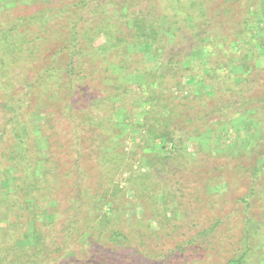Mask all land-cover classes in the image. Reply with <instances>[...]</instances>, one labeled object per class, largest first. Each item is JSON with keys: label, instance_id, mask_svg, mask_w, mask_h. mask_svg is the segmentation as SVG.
<instances>
[{"label": "trees", "instance_id": "1", "mask_svg": "<svg viewBox=\"0 0 264 264\" xmlns=\"http://www.w3.org/2000/svg\"><path fill=\"white\" fill-rule=\"evenodd\" d=\"M58 1L48 0V6L19 16L11 15L12 6L0 1L6 11L0 18V76L8 63L16 71L0 87L5 95L0 102V216L4 219L0 264H251L255 247L264 255L263 244L253 245L250 224L255 209L264 206V145L250 163L230 156L222 164L224 174L210 168L188 172L185 157L173 147L166 159L171 165L176 154L180 176L175 182L162 180L155 164L149 161L145 169L141 156L126 152L120 138L115 139L122 128L113 121L109 87L102 82L114 73L111 64L127 73H147L145 81L119 92L123 110L133 97L149 106L135 149L149 148L150 139L162 140V147L173 145L176 134L190 130L159 121L156 107L160 98L172 101L167 96H172L174 86L185 90V95L180 103L166 106L168 119L186 115L187 120H203L206 125L210 115L226 111L232 101L219 97L209 105L213 111L204 116L187 98L183 79H176L186 74L183 70L174 72L169 62L158 61L151 71L131 69L128 45L148 44L155 53L170 40L165 30L176 24L173 35L184 22L194 41L174 54L189 48L206 57L226 46L223 55L229 51L232 60L237 56L231 50L247 52L246 44L258 28L262 38L253 44L260 64L264 0H65L56 7ZM110 6L112 10L107 9ZM229 23L240 27L241 35L251 31L248 42L237 47L235 39L228 45ZM96 32L102 41L92 45L89 37ZM260 66L259 74L264 72V65ZM157 84L163 90L160 98L154 97ZM258 90L253 101L260 105H252L256 110L264 109V85L259 84ZM48 111L67 122L70 145L58 139L63 126H55L54 131L48 125L52 123ZM38 112L42 119L34 123L30 118ZM254 151L253 144L249 152ZM197 154L201 160L203 156ZM118 172L124 174L121 183ZM232 179L241 183L237 193ZM210 184L223 188L215 201ZM187 190L190 194L185 196L182 191ZM228 202L240 212L233 209L226 214L221 208ZM132 206L140 211L130 212ZM229 214L234 220L228 219ZM183 216L186 223H177ZM10 228L14 235L8 233Z\"/></svg>", "mask_w": 264, "mask_h": 264}, {"label": "rangeland", "instance_id": "2", "mask_svg": "<svg viewBox=\"0 0 264 264\" xmlns=\"http://www.w3.org/2000/svg\"><path fill=\"white\" fill-rule=\"evenodd\" d=\"M0 1L4 2L3 5H7L6 3H8V6H12L11 9L9 8V10H12L11 15L14 14L15 16H19L21 14L26 15L30 12H34L41 8L44 4L48 6V0ZM64 1L65 0H59L56 3V7L60 4V2L63 3ZM141 4H143V2ZM16 5H19V7L13 8ZM162 5L164 6V4ZM138 6H140V4ZM112 8L113 6H110L107 9L112 10ZM2 10V6H0V18L4 17V14L6 15V11ZM229 25L231 26L232 31L227 29L228 35L226 41L228 45L232 43V40L235 39L239 40L236 45L237 47L245 44V42H248L250 33H252L251 31H248V33L244 36L239 34L240 27H237L231 23H229ZM174 26L176 27V24L171 25L168 30H165L166 36H168L167 38L170 39L168 40L167 46L162 47L161 49L159 47L157 49L158 51H155V53H151L148 44L138 43L136 45H128V48L131 51L130 54L127 53L128 60L130 61V68L132 69L136 66L141 67L144 71L147 69L151 71L155 68V65L158 61L160 65H162V63L169 62L172 65V68L174 66V72L183 70L186 74H184L182 77L177 76L176 79H183L186 84L185 89L189 90L187 93V98L191 97L194 100V103L197 104L195 108H200L203 114L205 113L204 116L213 111L212 107L209 105H212L214 102H216L219 97L221 100H225L226 102L231 100L232 105L229 106L224 112L219 113L216 111L213 113V115H210V117L207 118V120L210 121H208L209 123H206V125L203 124V120L193 123L192 121L187 120L186 115H179L178 118L168 119L169 115L167 113L168 109L166 106H169L170 103L172 104V102L180 103L179 98L180 96L185 95V90L179 91L176 89V86H174L172 89V96H167L172 101L168 99L170 101L169 103L164 100L166 102L165 105V102L159 97L160 93L162 95L163 90L158 86V83L157 86L153 88V90L159 92H157L154 97L160 98L159 104L156 107L158 111V113H156V117L159 118V121L170 123V126H172L171 124L187 126L190 132L187 130V132H181L179 135L176 134V140L173 141L174 143L171 146L167 145L166 147H162L160 145L162 140L150 139L149 142L151 146L149 148H145L142 151L139 148L135 149L134 142L137 140L140 125L143 124L145 120H147V108L149 106L148 104H145L141 101H136V98L133 97L132 104H127V107L123 110L119 103V92L123 91L127 86H131V84H134L135 82L145 81V79L148 78V74L139 72H128V74L117 64H111V68L114 70V73L112 74V72H110V78L103 79L102 82L104 85L109 87L108 96L109 99L112 100V104L115 109L113 110L114 112L112 115L113 121L117 127L122 128V131L117 134L115 139L119 140L120 138L121 147L124 148L126 152H130L132 155H134L133 153L135 152V155H139V157L141 156L140 164L142 167L147 169V162L151 161V163L155 164L160 169L157 171L159 178L162 180L166 178L171 182H175L176 178L180 176L177 172L181 170V167L176 164V154L175 157L172 158L173 163L170 162L171 165L167 163L169 161L166 159V154H168L173 147L175 150L178 149L180 151L181 156L185 157L183 162L186 163L188 172H190L189 169L192 168L200 170H206V168H210L212 169L213 173L224 174V172L221 170L223 169L222 164L229 160L230 156H233L239 160L243 158L245 163L252 162L254 157L264 145V109L260 107L256 110L254 107H252L254 104L260 105L259 102L253 100L259 97V84H262V86L264 85V72L262 71L260 74L257 73V71L260 70V65H264V42L260 44V53L262 54V57L260 58V64L258 57H256L255 45L253 44V42H259V38H262V36L259 35L258 28H254V36L252 35V37L249 38L250 43L246 44L247 48H249L248 51L235 53L233 50H231L232 53L237 57L229 60V57H227L230 56L229 51L227 54H225L226 56L223 55V51L226 46L218 49V52L212 54L208 53L206 57H204L202 51H192L189 50V48L180 54H174V52L182 50L185 46L191 44L194 41L192 32L189 31L184 22H181L180 28L179 25L177 29H174V34L172 35ZM184 37L189 39H185ZM89 41L92 45H97L102 41V35L97 32L93 33L90 35ZM125 48L126 47L123 45L122 49L124 51ZM211 49H213V47H211ZM222 59L224 61L220 63ZM204 62L207 63V67H203ZM185 65H188V67L191 69H184L187 67ZM201 67L203 68L199 69ZM219 67L221 69H219ZM2 68H4L5 72L2 71L3 75L0 76V87L8 83V79L5 78H10L12 77V74L14 76L16 73L13 63H8L5 65V67L2 66ZM167 70H169V73L172 72L170 68H167ZM174 80L175 79L172 81ZM3 93L4 91L2 92V89H0V102L2 101ZM222 94L223 98L220 96ZM197 99L199 100V103L197 102ZM1 111L2 110L0 107V117ZM48 112L51 113V115L48 116V119H52V123L49 122L48 125L51 127L53 126L54 131H56L55 126H63L64 129L62 132H60L58 139L63 141L64 145L67 143L70 145L72 143V136L70 127L66 124L67 122H63L61 119H55L58 114L52 113L51 111ZM38 113H35L30 118L34 123H39V121L42 119V113ZM179 121L183 124H180ZM58 128L60 129V127ZM253 144L255 146V151L251 153L249 150ZM198 152L201 154L199 156H203L201 160H199L197 154ZM248 152L249 154H247ZM240 155H245V157ZM129 156H127V158H129ZM139 160L140 159H138V161ZM133 166H135L134 162ZM169 169H173L174 172L167 171ZM123 175L122 172L117 173V179L120 180V183L123 182ZM231 181V186L233 188H238L237 191H235V193H237L242 188L241 183L233 179ZM208 190L215 192V201V199L219 197L217 192H219V190L220 192L223 191V188L218 187V185L210 184L208 185ZM182 192L185 196L190 194L189 190ZM126 195L129 197L130 192L127 191ZM224 205V208L221 209L226 210V214L229 213V210L236 209L235 204L231 202H228ZM139 211V207L132 206L130 209V212ZM238 212H240V210H237V213ZM254 214L255 217H252L253 222H250L251 226L253 227L252 232L254 235L252 242L253 245L256 246L262 244L264 245L263 204H261L259 209H255ZM227 217L230 221L234 220V216L232 214H229ZM224 219H226V217ZM149 222L152 227H156L155 220L151 219ZM0 223H4L2 216H0ZM177 223L185 224V216H183V218H179ZM8 233L14 235L15 231L11 230L10 228ZM261 250V248H254V253L249 256L252 260L251 264H264V255L261 253ZM124 251L130 254V250ZM55 252L56 254L59 253V251ZM119 252L123 251L119 250Z\"/></svg>", "mask_w": 264, "mask_h": 264}]
</instances>
